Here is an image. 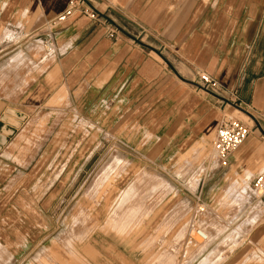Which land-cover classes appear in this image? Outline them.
I'll return each instance as SVG.
<instances>
[{"label":"crops","instance_id":"crops-1","mask_svg":"<svg viewBox=\"0 0 264 264\" xmlns=\"http://www.w3.org/2000/svg\"><path fill=\"white\" fill-rule=\"evenodd\" d=\"M70 1L0 0V24L17 36L53 40L46 74L26 89L10 83L16 86L13 95L0 96V102L54 95L63 87L71 108L97 124L110 119L112 133L130 148L147 151L145 164L160 168L181 151L209 149L221 116L247 111L251 117H241L251 130L245 141L225 165L217 161L205 169L186 196L195 201L193 227L204 212L196 210V198L207 207L223 189H234L229 197L239 206L230 211L242 213L239 225L251 234L238 239L244 249L237 261L264 264V227L255 224L263 217L261 203L247 190L264 173V28L259 18L248 29L254 19L242 13L264 0H84L96 18L76 11L57 22ZM201 72L220 89L201 88ZM137 135L139 143L130 146ZM218 208L211 209L213 215ZM238 240L218 238L213 245Z\"/></svg>","mask_w":264,"mask_h":264},{"label":"rangeland","instance_id":"rangeland-1","mask_svg":"<svg viewBox=\"0 0 264 264\" xmlns=\"http://www.w3.org/2000/svg\"><path fill=\"white\" fill-rule=\"evenodd\" d=\"M242 13L254 19L248 29L259 18L264 28V1ZM46 40L17 36L0 24V49L6 47L0 53L1 97L14 93L10 83L26 89L46 74L52 57ZM66 97L61 87L54 95L0 102V264H241L238 239L251 234L239 225L242 213L230 211L237 205L229 197L234 189L226 187L205 206L194 226L205 238L191 235L195 201L186 195L205 169L215 167L212 145L181 151L165 168L148 166L147 151L112 133L110 119L97 124ZM256 219L264 227V218ZM218 238L238 241L213 245Z\"/></svg>","mask_w":264,"mask_h":264},{"label":"built area","instance_id":"built-area-1","mask_svg":"<svg viewBox=\"0 0 264 264\" xmlns=\"http://www.w3.org/2000/svg\"><path fill=\"white\" fill-rule=\"evenodd\" d=\"M76 11L80 15L92 19L96 18L94 10L85 5L84 0H71L67 10L59 15L56 18V21L62 22L72 16ZM45 46L48 51H53V40L51 37L47 38ZM198 83L204 90L218 91L220 89L218 82L204 72H201L198 75ZM250 131L249 126L245 124L243 120L235 117V115L233 116L229 113H225L221 116L212 141V149L220 165L223 166L226 164L229 155L245 141ZM252 190L256 199L261 203V214L264 218V173L259 174L254 179L252 183ZM196 202V210L198 212H203L205 207L199 197L196 198ZM192 228L194 231L199 230L194 226Z\"/></svg>","mask_w":264,"mask_h":264},{"label":"bare ground","instance_id":"bare-ground-1","mask_svg":"<svg viewBox=\"0 0 264 264\" xmlns=\"http://www.w3.org/2000/svg\"><path fill=\"white\" fill-rule=\"evenodd\" d=\"M239 111V110H238ZM240 113H242L241 111H239ZM247 112V111H246ZM248 117V116H246ZM108 210V209H107ZM109 213V212H108ZM113 216V215H112ZM196 240L200 241L201 239L205 238V234L198 230V231H193L192 234H191ZM111 237V236H109ZM114 237V236H113ZM112 238V237H111Z\"/></svg>","mask_w":264,"mask_h":264},{"label":"water","instance_id":"water-1","mask_svg":"<svg viewBox=\"0 0 264 264\" xmlns=\"http://www.w3.org/2000/svg\"><path fill=\"white\" fill-rule=\"evenodd\" d=\"M240 111L243 112V113H245L246 115L250 116V114L247 113L246 111H244V110H240ZM250 117H251V116H250ZM252 119H253V117H252Z\"/></svg>","mask_w":264,"mask_h":264}]
</instances>
